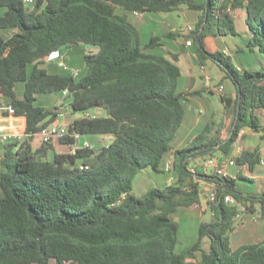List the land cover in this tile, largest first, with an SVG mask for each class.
<instances>
[{"label":"trees","instance_id":"obj_1","mask_svg":"<svg viewBox=\"0 0 264 264\" xmlns=\"http://www.w3.org/2000/svg\"><path fill=\"white\" fill-rule=\"evenodd\" d=\"M183 6L201 13L187 36L197 63L214 64L234 93L219 94L224 115L230 116L225 137L222 124L209 120L175 148L187 117L185 103L199 92L180 91L177 56L154 53L158 37L142 44L128 14L172 13ZM239 8L250 35L246 46L261 60L260 69L239 71L222 52L205 47L206 36H236L232 18ZM0 9V96L25 135L4 146L0 160V264H264V241L232 245L237 208L222 199L230 195L250 211L258 207L264 218V190L241 189L239 181L253 182L241 174L203 178L199 173L207 158L228 155L245 127L264 136L255 114L264 110V0H35L30 7L22 0H0ZM78 45L94 50L83 55L77 77L45 66V57ZM17 84L23 86L21 97ZM63 90L72 97L75 117L68 135L34 147L33 135L53 122L57 111L38 105V98ZM83 113L97 116L80 117ZM72 133L111 141L97 150L58 153V146L72 147ZM168 154L174 182L135 196L137 172L157 173ZM235 163L253 173L260 153L242 151ZM78 164L88 169L79 170ZM200 180L216 188L217 198L208 204L211 219L198 225L191 245L178 250L173 216L199 204Z\"/></svg>","mask_w":264,"mask_h":264},{"label":"crops","instance_id":"obj_2","mask_svg":"<svg viewBox=\"0 0 264 264\" xmlns=\"http://www.w3.org/2000/svg\"><path fill=\"white\" fill-rule=\"evenodd\" d=\"M193 1H195L196 3H201L203 0H200V1L193 0ZM180 16H182V19L184 21L181 20ZM200 16H201L200 12L191 11V10L187 9L185 6H183L179 11L172 12V13H148V14H142V16H135L133 13H130V14H128V19L138 29V31L140 33V40L141 41H142L143 35H144L145 39H146V37L149 36L150 37L149 41L153 37L159 38V41L157 42V46L153 50L154 53H156L158 55H162L166 58H170V56L172 54L177 56L176 64L179 67L180 74H181V77L179 80L180 91L184 92V93L192 92V91H198L199 97L197 99H204L207 93L211 94L210 90H207V89L212 84L211 81L207 82L205 80V78H204L205 74L210 76L212 78V80H214V77L211 76L207 72L208 63L206 62V64L204 66H200L197 63L196 58L194 56L193 46L188 47L185 43L186 40L189 39L187 37L189 34L188 29L192 30L194 28V26L197 23ZM245 18H246V14H245L244 9L239 8V9L234 11L233 18H232L233 24L235 27V31H236V36H234V37L233 36H217L216 35V36H206L204 38L205 47L209 52H217V51L222 52L225 56L229 57L231 59V61H232L233 56H235L236 54H241L243 56L242 59H244V62H242L240 59V64H238L235 60H234L235 63H233V65L239 71L243 70V69H257L256 67H254V62L252 60L251 61L248 60L246 58V54H245V51L251 53V51L246 46L247 42L249 41L250 35H249L247 25L245 23ZM181 23H183V24H181ZM173 33H178L179 35L172 37V38L167 37L168 34H173ZM143 44H146V43H143ZM67 49H69V48H67ZM254 51H255L254 53L256 55H259L256 50H254ZM59 54L65 60L64 55L61 53V51H59ZM44 64H45V66H48V67L59 68L58 62H56V60L52 61V62L51 61L50 62L44 61ZM211 78H210V80H211ZM221 79H222L223 86L230 87V94H227V93L225 94V92H224V94L225 95H233L234 88H233L232 84L230 83V81L223 77L222 72H221V75L219 77V80H221ZM15 91H16V88H15ZM22 91H23V86L21 85L19 87V91H18L19 97L22 96ZM49 97H45V96L39 97L37 104L40 105L41 107L47 109V110H51V109L57 107L58 105L66 104V100L62 98V95H60V97L58 99L54 100L52 103H49V101L51 99ZM196 103L197 102L194 98L189 97L186 121H185L183 128L181 129V131L179 132V134L177 136V139L175 141V144H176L175 148H181L187 144L189 138L191 136H193L192 131H190V129H193L194 127H191V125L197 126L198 123L200 122V117H198L197 113L195 112ZM2 104L6 105V102H4V100H2V97L0 96V105H2ZM220 104H221V102H220ZM221 107H222V105H221ZM261 114H262V116H264V110L263 109H262ZM72 117L73 116H70V119ZM73 118H75V117H73ZM261 120H262L261 117H259V124L261 126H263L264 124L261 123L262 122ZM192 122L194 124H192ZM18 126H19V122H18V119L16 117L9 115V114H5V113H0V136L3 134H10V133L21 134L17 130ZM243 131H250L253 134H258V135L262 136L260 132H252L247 127H245L243 129ZM241 136H242V131L240 133V136L236 139V141L238 139H240ZM262 137H264V136H262ZM92 138L97 139V137H95V136L94 137H83L82 141L83 140L88 141L89 139H92ZM101 138L104 139V141H105V144L104 145L102 144V147L108 145L111 141V137H109V136H101ZM106 141H107V143H106ZM8 143L9 142H3L0 139V160H1L2 154L4 152V146H6ZM32 144L34 147H37L38 145H40L37 137H33ZM263 149L264 148L257 149L260 153V162L262 160L264 161V150ZM68 150L69 149L66 150V147H62V146H58V148H57L58 153H72L71 151H68ZM168 155H170V154H168ZM165 160H166V158H165ZM165 160H164V162H165ZM236 166L237 165H235L232 168H236ZM263 166H264V164H260V163L258 165H256L253 173L248 172L246 167H241L240 168L241 170H239L237 174H241V175L246 176L252 180L258 181V179H259L258 175H255L254 173L256 172V169L258 167H263ZM232 168H229L227 170V174L230 178H235L237 175L234 176L231 173L229 174V170H231ZM245 170L247 173H245ZM3 171H4V168L0 164V174ZM158 172L161 173L162 176L164 175V180L161 183L158 179L153 178L154 175L157 174ZM158 172L157 173L152 172V174H150L151 176H149V177L152 179V183L150 186H151V188L163 189L164 187H166V175L162 172V167L160 168V170ZM200 181H203V180H200ZM205 182L209 183L210 186L213 184L208 180ZM246 188L247 189L245 191L253 192V193L254 192H260V191L264 190V189L258 190L257 188H255V186L253 187L255 189H253L252 187H250L248 185L246 186ZM199 189H200V187H199ZM241 189H244V188H241ZM200 192H201V189H200ZM200 198H201V195H200ZM200 201H201V199L199 200V203H200ZM201 205H202V209L205 208V205H203V204H201ZM192 207H190V208H192ZM185 221L187 222V225H186L187 237H188V240H190V242H191L189 245H191L195 241L196 236H195V234H192L191 236H189L188 232L190 230V226H189L190 222H188L189 221L188 219H186ZM191 225L193 226L192 223H191Z\"/></svg>","mask_w":264,"mask_h":264},{"label":"rangeland","instance_id":"obj_3","mask_svg":"<svg viewBox=\"0 0 264 264\" xmlns=\"http://www.w3.org/2000/svg\"><path fill=\"white\" fill-rule=\"evenodd\" d=\"M200 1V0H196ZM120 11V10H118ZM3 10L0 9V15H2ZM181 20L182 19V16ZM184 21V20H183ZM183 24V23H181ZM149 36L144 38V35L142 36V44L149 42ZM94 49L89 48L84 45H78L74 46L72 48H62L60 51L64 55V62L65 66L67 68V71L70 70H78L81 71L83 69V55L87 51H93ZM246 58L248 60H252L254 62V67L257 69L261 68V60L255 61V58L253 54L245 51ZM243 56L241 54H236L232 58V63H235L234 60L240 64V59L242 62H244V59H242ZM260 61V62H259ZM208 63V70L207 72L214 77V80L211 78V86L208 87L207 90H210V93H207L204 99H197L198 97H195L196 105H195V112L197 113V116L200 117V122L197 126L191 125V127H194L193 129H190L192 131V135L196 134L199 128L206 123V121L214 120L217 125L220 123V130H221V137H225L226 133L229 129L230 125V116L228 114L224 115V111L221 107L220 101H219V92L218 87H223V93L230 94V87L223 86L222 79L219 80V77L221 75V71L215 67L211 62ZM48 67V66H47ZM51 71V70H50ZM205 78V77H204ZM219 80V81H218ZM21 85H16V93L19 95V87ZM61 95V93H59ZM58 93H54L45 97L51 98L49 103H52L54 100L58 99L60 97ZM3 100V99H2ZM52 105V104H51ZM186 108L188 107V103H185ZM193 108V107H192ZM201 111V113L199 112ZM262 109H259L255 112V114L259 117H261V123L264 124V116H262ZM68 123L71 122L72 118L70 119V116L67 118ZM224 120V122H222ZM188 124V123H187ZM192 124H194L192 122ZM98 139V140H97ZM97 139H89L88 142L93 145L94 150L102 148V144H105L104 139L101 137H97ZM107 143V141H106ZM176 145V144H175ZM264 148V137L253 134L250 131H243L242 130V136L240 139H238L236 142L232 144L230 153L228 155H222L221 153L217 154L216 157L221 156H230L234 154H240L242 151H253L255 149ZM68 148L66 147V150ZM65 150V149H64ZM264 150V149H263ZM262 150V151H263ZM70 151V149L68 150ZM169 156V155H168ZM166 157L168 159L169 157ZM163 168V167H162ZM241 167L236 166V168H232L229 170V174H233L234 176L237 175L238 171L241 170ZM163 172V171H162ZM245 173L246 170H245ZM152 174L151 170H145V171H138L136 174V177L134 179V182L132 184V192L135 196H141L147 191L149 188H151L152 179L149 177ZM255 175H258V181L253 180L252 183H244L242 181H239L241 188H244L246 190V186L257 188L258 190L264 189V166L258 167L256 169ZM167 177V176H166ZM155 179H158L160 183L164 180V175L162 176L161 173H157L154 175ZM204 181L199 182V187L201 189V201L198 205H194L192 208L188 209H182L179 212H177L173 219L179 224V243L177 246L178 250H182L189 246L191 243L190 240H188L187 232H186V225L187 222L185 221L188 219L190 222V230H189V236L192 234H195L196 236V230L198 225L201 222H209L211 219V213L209 211L208 203H207V197L206 194L210 191L212 187H210L209 183ZM205 185H204V184ZM253 188V189H255ZM205 205V208L202 209V205ZM239 212L243 214V220L240 224H236L234 230L230 234L231 243L234 247L244 244H254L264 241V218L261 216L259 208L255 207L254 211H250L249 209L245 208L244 206L240 205L238 207ZM193 224V226L191 225Z\"/></svg>","mask_w":264,"mask_h":264},{"label":"built area","instance_id":"obj_4","mask_svg":"<svg viewBox=\"0 0 264 264\" xmlns=\"http://www.w3.org/2000/svg\"><path fill=\"white\" fill-rule=\"evenodd\" d=\"M24 5L27 7L32 6L35 3V0H22ZM229 11V10H228ZM230 12V11H229ZM135 16H142V14L134 12L133 13ZM190 32L191 30L188 29ZM186 45L188 47L192 46V40L188 39L186 40ZM58 62V66L63 68L64 70H67L65 66L64 59L61 57L59 52H54L50 54L49 56L45 57L43 61L46 62H52L55 61ZM71 76L74 78L77 77L80 73L78 70H70L69 71ZM205 80L207 82H210V77L205 74ZM218 92L219 94L223 93V87L219 86L218 87ZM62 98L66 100V104L63 105H58L57 111H56V117L53 122L43 126L38 133L33 135V137L38 138L39 144H48L53 141H58L65 136L68 135V120L67 118L71 116L70 112V102L72 100V97L68 90H63L61 92ZM201 113V111H199ZM0 113H5V114H13V108L10 105H0ZM80 117L83 118H95L97 114L95 113H83L79 115ZM240 136V134H239ZM72 139L74 140V144L70 148V151L74 153L75 151L78 150H94L93 145H91L88 141L83 140L82 138L84 136H81L78 133H72L71 134ZM25 138L24 134H15V133H10V134H3L0 136L1 141L3 142H21ZM238 154L230 155V156H221V157H209L207 158L199 167V173L201 174V177L203 178H210L212 176H219V177H226L228 176L227 170L229 168H232L236 165L235 163V157ZM172 164H173V156L172 154L169 155V158L165 160L162 171L163 173L167 176L166 177V187L171 185L174 182V174H173V169H172ZM260 164H264V161L262 160ZM78 169L79 170H87L88 166L85 164H78ZM191 172H194L193 169L190 170ZM210 187V191L208 194H206L207 197V203H213L215 202L217 198V192L215 185L212 184ZM201 195V194H200ZM223 202L228 205V206H233L237 208V214L234 217L235 220V225L240 224L241 221L243 220V214L239 212L238 207L240 206L234 198H232L230 195H224L223 196Z\"/></svg>","mask_w":264,"mask_h":264},{"label":"water","instance_id":"obj_5","mask_svg":"<svg viewBox=\"0 0 264 264\" xmlns=\"http://www.w3.org/2000/svg\"><path fill=\"white\" fill-rule=\"evenodd\" d=\"M50 161H51L52 163L55 162V151H54V150L51 151V154H50Z\"/></svg>","mask_w":264,"mask_h":264}]
</instances>
